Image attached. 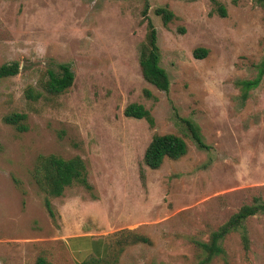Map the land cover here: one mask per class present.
Returning <instances> with one entry per match:
<instances>
[{
    "label": "rangeland",
    "instance_id": "1",
    "mask_svg": "<svg viewBox=\"0 0 264 264\" xmlns=\"http://www.w3.org/2000/svg\"><path fill=\"white\" fill-rule=\"evenodd\" d=\"M145 2L168 91L140 71ZM217 2L225 16L211 0H0V65L18 63L17 74L0 79V264L40 256L83 264L65 245L80 233L107 245L106 264H264V213L244 222L247 248L239 230L208 262L197 244L240 206L264 201V74L245 99L238 84L264 60V5ZM163 6L175 15L167 25L155 13ZM197 47L207 49L204 58L193 56ZM62 63L73 82L48 94L47 72ZM28 88L41 96L28 98ZM132 102L150 111L153 126L123 114ZM14 112L26 114L24 130L3 121ZM183 118L208 148L196 147ZM164 133L182 136L187 151L149 168L144 150ZM49 154L79 156L91 187L47 195L33 169ZM134 235L146 240L132 242Z\"/></svg>",
    "mask_w": 264,
    "mask_h": 264
},
{
    "label": "trees",
    "instance_id": "2",
    "mask_svg": "<svg viewBox=\"0 0 264 264\" xmlns=\"http://www.w3.org/2000/svg\"><path fill=\"white\" fill-rule=\"evenodd\" d=\"M216 4L215 11L220 16L226 15V9L219 4L217 0H211ZM258 3L264 5V0H257ZM148 5L145 2L142 10L143 17L147 20L148 32L146 41L140 46L139 66L143 78L159 90L168 91L169 78L165 69L160 65V52L157 45L156 29L147 16ZM155 13L160 16L163 25H167L174 17V13L166 6L157 7ZM207 54V49L197 47L193 50L195 58H204ZM59 71L48 70L47 78L44 81L43 89L46 93L58 95L69 88L74 79V73L71 67L66 64H58ZM18 73V63L10 62L0 65V79L12 76ZM264 74V60L260 64L258 75L253 79L240 80L238 84L241 87L242 98H246L249 89L258 85ZM145 95L151 96L148 90H145ZM26 96L30 99H38L41 96L40 91H35L32 88L26 90ZM123 114L127 117L136 119H145L150 126H153L154 121L150 111L142 104L132 102L127 104L123 109ZM25 113H10L5 115L3 121L14 125L19 130L26 128L21 121L25 119ZM185 125L186 131L190 139L199 149H206L208 146L203 140L198 126L189 119H181ZM187 151V144L182 136L174 133L154 134L147 144L142 162L149 168H158L164 159H177L183 156ZM33 177L39 187L50 196H59L62 194L65 187L73 183H79L86 188H90V184L86 177L85 164L79 156H74L68 159L58 157L56 155H40L36 160L33 169ZM44 205L48 213L53 216V210L48 198L44 199ZM264 213V201L259 198H254L253 203L244 204L234 212L224 223L217 229L212 231L207 241L197 242L205 255V261H209L215 255L223 253L221 246L222 239L230 232L239 230L241 232L242 243L245 248L248 246V235L244 226L247 218ZM132 242L146 240L144 237L134 235ZM107 253L104 256H90L83 264H106ZM35 264H48L43 256L37 258Z\"/></svg>",
    "mask_w": 264,
    "mask_h": 264
},
{
    "label": "crops",
    "instance_id": "3",
    "mask_svg": "<svg viewBox=\"0 0 264 264\" xmlns=\"http://www.w3.org/2000/svg\"><path fill=\"white\" fill-rule=\"evenodd\" d=\"M65 243L67 250L78 263L84 262L90 256L101 257L107 253V245L91 238L89 233L69 234L65 238Z\"/></svg>",
    "mask_w": 264,
    "mask_h": 264
}]
</instances>
